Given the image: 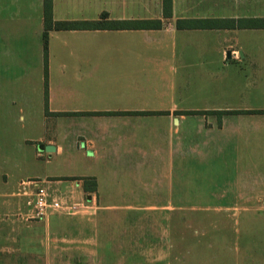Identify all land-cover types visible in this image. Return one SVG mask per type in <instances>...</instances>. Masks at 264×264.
Wrapping results in <instances>:
<instances>
[{"label": "crops", "instance_id": "1", "mask_svg": "<svg viewBox=\"0 0 264 264\" xmlns=\"http://www.w3.org/2000/svg\"><path fill=\"white\" fill-rule=\"evenodd\" d=\"M10 1L16 2L0 1V11H24ZM17 2L41 11L43 36V0ZM76 7L97 17H55L56 10ZM103 14L108 21L160 27L65 31L78 33L84 49L59 52L63 61L47 73L45 120L57 132L38 136L33 146L35 158L46 157L47 165L63 159L65 166L17 181L11 176L5 185L45 180L50 191L72 201L85 196L90 208L103 211L197 201L264 203V180L245 178L246 166L234 187L224 158L264 155V38H240L264 30L238 28L260 25L264 0H170L166 13L163 0H52L54 21L97 22ZM197 26L203 28L192 29ZM51 32L61 31L48 32V39ZM48 145L55 151H36ZM197 172L210 176L195 183L202 200L185 196L188 178ZM52 218L21 228L20 249L45 252Z\"/></svg>", "mask_w": 264, "mask_h": 264}, {"label": "rangeland", "instance_id": "2", "mask_svg": "<svg viewBox=\"0 0 264 264\" xmlns=\"http://www.w3.org/2000/svg\"><path fill=\"white\" fill-rule=\"evenodd\" d=\"M15 1H10V6L24 11H0V264H87L93 258L105 259L108 264H245L247 260H264L262 202L197 201L169 204L153 212L103 211L90 208L85 196L72 201L64 195L63 202L75 207L74 214L49 216L53 220L46 251L33 254L20 249L21 228L33 226L35 221L26 216L22 184L33 180L11 187L9 182L5 185L6 179L12 176L17 181L65 166L63 159L47 165L46 157L35 158L33 146L38 136L57 132L53 121L45 120L47 73L63 61L59 52L84 49V44L77 41L78 33L51 32L44 51L41 11H31L28 4ZM55 17L95 19L97 12L67 8L56 10ZM240 38H264V31L244 33ZM36 151L45 152L39 146ZM224 158L226 178L234 187L242 177L240 168L246 166L249 177L245 178L264 180V155L228 154ZM207 174L201 178L199 172L192 173L186 197L204 198L195 183L208 180Z\"/></svg>", "mask_w": 264, "mask_h": 264}, {"label": "trees", "instance_id": "3", "mask_svg": "<svg viewBox=\"0 0 264 264\" xmlns=\"http://www.w3.org/2000/svg\"><path fill=\"white\" fill-rule=\"evenodd\" d=\"M165 13L170 7V0H163ZM43 39H44V51H46L48 32L50 31H72V30H117V29H157L160 27L159 22H143V21H132L127 23H118L115 21H108L106 14L101 16L100 21L97 22H61L54 21L52 17V0H43ZM260 25L255 27H239V29H261L264 30V19L259 20ZM180 27V26H177ZM192 28V27H190ZM202 29L203 27L197 26L192 29ZM229 28H236L230 26ZM46 94V91H45ZM230 112H224L229 114ZM192 114V113H185Z\"/></svg>", "mask_w": 264, "mask_h": 264}, {"label": "built area", "instance_id": "4", "mask_svg": "<svg viewBox=\"0 0 264 264\" xmlns=\"http://www.w3.org/2000/svg\"><path fill=\"white\" fill-rule=\"evenodd\" d=\"M22 195L26 198L27 218L44 220L57 213L74 214L75 207L66 206L61 195L50 191L45 182L33 180L23 183ZM77 212V211H76Z\"/></svg>", "mask_w": 264, "mask_h": 264}, {"label": "water", "instance_id": "5", "mask_svg": "<svg viewBox=\"0 0 264 264\" xmlns=\"http://www.w3.org/2000/svg\"><path fill=\"white\" fill-rule=\"evenodd\" d=\"M227 57H229V54H227ZM40 151H45L46 153H52L55 151L54 147L52 146H39Z\"/></svg>", "mask_w": 264, "mask_h": 264}]
</instances>
